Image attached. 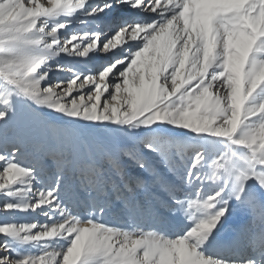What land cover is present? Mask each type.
<instances>
[{
	"label": "snow or ice",
	"instance_id": "1",
	"mask_svg": "<svg viewBox=\"0 0 264 264\" xmlns=\"http://www.w3.org/2000/svg\"><path fill=\"white\" fill-rule=\"evenodd\" d=\"M0 214V264H264V0H0Z\"/></svg>",
	"mask_w": 264,
	"mask_h": 264
},
{
	"label": "bare ground",
	"instance_id": "2",
	"mask_svg": "<svg viewBox=\"0 0 264 264\" xmlns=\"http://www.w3.org/2000/svg\"><path fill=\"white\" fill-rule=\"evenodd\" d=\"M235 229L231 226H226L225 230L218 237V242L222 244V241L226 240L227 237L232 233H234Z\"/></svg>",
	"mask_w": 264,
	"mask_h": 264
},
{
	"label": "rangeland",
	"instance_id": "3",
	"mask_svg": "<svg viewBox=\"0 0 264 264\" xmlns=\"http://www.w3.org/2000/svg\"><path fill=\"white\" fill-rule=\"evenodd\" d=\"M0 219H4L3 214H0ZM31 219H32L31 217H25L23 214H17V221L18 222H26V221H29ZM40 219H43V218H40Z\"/></svg>",
	"mask_w": 264,
	"mask_h": 264
}]
</instances>
